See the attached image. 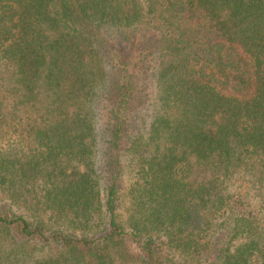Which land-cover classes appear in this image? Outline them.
I'll use <instances>...</instances> for the list:
<instances>
[{
    "label": "trees",
    "instance_id": "1",
    "mask_svg": "<svg viewBox=\"0 0 264 264\" xmlns=\"http://www.w3.org/2000/svg\"><path fill=\"white\" fill-rule=\"evenodd\" d=\"M179 262L264 264V0H0V264Z\"/></svg>",
    "mask_w": 264,
    "mask_h": 264
},
{
    "label": "rangeland",
    "instance_id": "2",
    "mask_svg": "<svg viewBox=\"0 0 264 264\" xmlns=\"http://www.w3.org/2000/svg\"><path fill=\"white\" fill-rule=\"evenodd\" d=\"M103 157V151L102 150H100L99 152H98V159H99V165H101L102 166V163H103V161H102V158ZM126 178H130L129 177V175H127V176H125ZM180 264H182L181 262H179Z\"/></svg>",
    "mask_w": 264,
    "mask_h": 264
}]
</instances>
